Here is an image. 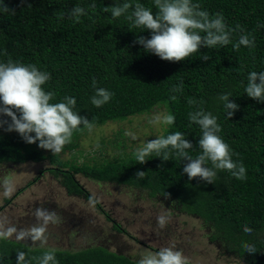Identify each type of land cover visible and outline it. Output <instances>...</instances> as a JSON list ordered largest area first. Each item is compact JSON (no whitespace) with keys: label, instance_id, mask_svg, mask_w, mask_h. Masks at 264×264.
I'll return each instance as SVG.
<instances>
[{"label":"trees","instance_id":"1","mask_svg":"<svg viewBox=\"0 0 264 264\" xmlns=\"http://www.w3.org/2000/svg\"><path fill=\"white\" fill-rule=\"evenodd\" d=\"M124 2L141 3L154 14L157 11L153 0H28L31 8L21 6L20 0H0V6L6 4L15 10H0V62L34 64L48 72L51 78L42 87L54 93L51 103L62 102L65 96L76 99L74 111L86 116L92 127L81 125L63 151L76 147V140L93 128L98 130V144L102 147L104 124L130 120L132 115L147 114L154 106L163 105L165 114L175 116V123L164 125L160 136L183 133L193 144L188 154L195 158L200 152L198 140L202 132L198 125L189 123L188 114L203 109L217 118L221 128L218 135L229 145L233 161L244 165L246 179L238 180L228 171H218L213 184L199 178L189 180L183 173L187 161L175 152L169 153L167 161L150 155L144 164L135 159L136 150L79 164L75 155L63 159L60 153L53 155L38 144L26 143L17 132L6 131L7 125L0 128V167L45 162L46 171L58 177L67 192L84 194L86 199L90 195L76 174L134 190L143 201L161 203L170 215L185 214L201 221L209 242L222 254L238 258L243 264H264V102L245 93L248 74L264 71V0H192L210 17L221 14L227 29H236L237 25L240 29L231 33L227 46L202 47L180 62L164 61L145 52L134 41L138 36L150 38V31L133 27L126 16L113 18L110 10L104 11L105 7L110 9ZM77 5L86 13L78 21L68 15ZM242 34L254 39V47L234 50ZM204 53L211 57L207 62L200 58ZM177 86L182 91H171ZM96 88L113 94L99 108L91 103ZM227 93L231 94L230 102L239 105L230 120L218 99ZM189 99L198 103L189 105ZM0 119L10 122L8 117ZM137 171H144L145 176L135 177ZM42 203L33 207L57 214L61 211L52 201ZM32 215L30 212L27 216ZM103 215L111 221L108 213L103 211ZM27 218H22L23 227L29 224L24 221ZM244 226L253 230L251 235L245 234ZM166 230L162 233L152 228L149 235L163 242L170 237V230ZM122 231L118 223H111L106 235L76 250L32 246L14 239L0 241V264H16L18 250L25 251L28 257L52 251L58 264H137L139 259L125 251L129 243ZM107 236L112 244L107 242ZM139 239L133 241L143 252L156 253ZM243 243L255 245L256 253H246Z\"/></svg>","mask_w":264,"mask_h":264},{"label":"clouds","instance_id":"2","mask_svg":"<svg viewBox=\"0 0 264 264\" xmlns=\"http://www.w3.org/2000/svg\"><path fill=\"white\" fill-rule=\"evenodd\" d=\"M157 9L155 14L151 9L141 3L124 2L115 4L110 9L105 7L104 11H111L113 18L126 16L135 28L150 31V38L138 36L134 43L142 46L145 52L158 56L161 60L169 62H180L186 60L200 49H214L217 46H227L233 31L240 29H227L224 18L217 13L210 17L209 13L200 9V5L192 0H153ZM21 6L27 4L28 0H20ZM95 8V4L92 5ZM4 12L12 11L6 4L0 6ZM85 9L79 5L73 7L68 13L69 18L79 20L85 15ZM241 46L249 49L254 47V39L248 35L239 36L238 42L233 47L239 50ZM6 54V53H5ZM207 62L211 57L204 53L200 57ZM51 78L46 71H41L34 64H22L8 60L0 62V117H8L9 120L0 119V128L7 125L6 131L17 132L28 144H38L44 150H50L53 155L63 151L67 144L72 142L74 131L81 125L91 128L92 123L86 116H81L74 111L76 99L65 96L62 102L51 103L54 93L45 91L42 87ZM259 81V82H257ZM96 81L93 80L95 88ZM171 91H182L177 86ZM247 96L258 102H264V71H252L248 74L245 87ZM112 93L104 88H96L91 103L99 108L110 101ZM230 93L218 97L223 102L227 119H231L239 105L230 102ZM173 100L175 96L171 97ZM195 99H189V105H196ZM199 103H203L200 101ZM189 123L199 126L202 135L198 140L200 152L193 158L188 154L193 144L187 140L183 133L177 131L165 136H158L154 140H141V147L134 153L139 164H144L146 157L155 155L162 161L169 160V153L175 152L182 161H187L183 167V173L188 179L199 178L207 184H213L218 171H228L238 180L246 179V169L242 163L234 162L232 152L227 143L218 135L221 131L217 118L203 109L192 111L188 114ZM150 124L171 125L175 123V116L171 114L156 113ZM133 140L140 137L131 132H125ZM211 166H208V165ZM144 171H137L135 177L143 178ZM11 188L5 184L4 195L7 196ZM90 203H95L93 197H89ZM35 223L28 227H17L11 219L0 214V241L14 239L17 242L41 241L50 224L58 223L59 217L55 211L37 207L33 212ZM171 220L167 210H161L156 216L157 227L163 229ZM245 234L251 235L252 229L244 226ZM242 247L246 253H256L255 245L243 243ZM58 264L55 253L44 252L39 257H28L25 251L16 252V264ZM137 264H189V259L181 250L174 246L161 247L154 254L143 255Z\"/></svg>","mask_w":264,"mask_h":264},{"label":"rangeland","instance_id":"3","mask_svg":"<svg viewBox=\"0 0 264 264\" xmlns=\"http://www.w3.org/2000/svg\"><path fill=\"white\" fill-rule=\"evenodd\" d=\"M156 113L165 114L163 105L154 106L147 114L132 115L130 120L104 124L102 129L105 140L102 147L98 144V130L93 128L87 135L82 134L76 140V147L61 152L60 157L71 159L75 155L80 164L83 161L91 163L92 160H102V156L117 157L123 151L127 153L137 150L142 146L141 140H154L164 132H161L164 124L149 123ZM127 131L137 134L140 139L133 140L125 135ZM47 166L42 162L0 167V214L9 217L17 227H23L22 218L25 216L28 217L24 220L27 223L32 225L36 222L33 215L27 216L28 213L34 212L33 204L43 205L42 202L49 200L53 205L57 204L62 211L57 214L58 223L48 226L44 239L37 242L30 239L24 241L27 244L76 250L92 243L97 236L106 235L111 223L116 222L122 227V236L129 243L125 251L134 258L140 259L145 254H151V251L143 252L144 250L136 245V241H133L140 238L150 250L156 252L161 247L174 246L183 252L191 264H243L238 258L222 254L220 249L215 248L208 240L206 228L198 219L185 214L170 215V222L163 230L159 229L156 216L161 210H166L161 203L143 201L141 194L134 190H126L114 183L98 182L80 173L76 174L83 189L95 200V203H90L84 194L67 192L58 177L46 171ZM5 184L11 188L7 196L3 194ZM103 211L112 217L111 221L104 217ZM29 224L26 227L30 226ZM152 228L162 233L165 229L170 230L169 239L163 242L153 240L154 237L149 235ZM106 239L112 244L109 236Z\"/></svg>","mask_w":264,"mask_h":264}]
</instances>
